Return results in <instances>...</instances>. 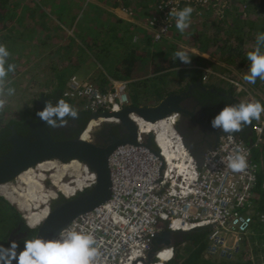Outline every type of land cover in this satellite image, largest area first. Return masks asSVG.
I'll list each match as a JSON object with an SVG mask.
<instances>
[{"label": "built area", "instance_id": "2783aa9c", "mask_svg": "<svg viewBox=\"0 0 264 264\" xmlns=\"http://www.w3.org/2000/svg\"><path fill=\"white\" fill-rule=\"evenodd\" d=\"M90 1L85 0L84 5ZM231 4L232 0H157L158 16L151 18L149 25L157 28V40L173 29L176 14L185 7L193 9L194 17L211 14L222 18ZM120 11L133 16L129 8L122 7ZM110 84L100 90L92 82L72 76L63 96L81 103L91 114L119 113L130 106L127 82L111 80ZM247 100L254 99L248 96ZM101 117L91 120H95L98 127L103 123L120 122L117 116L103 117L106 121ZM129 117L136 125L137 134L134 143L117 146L108 158L110 198L65 229L95 236L100 255L94 264H169L174 258L173 245L157 248L151 255L155 236L164 227L177 233L207 228L205 258L211 262L240 259L253 229L251 204L258 167L251 157L253 149L264 143V117L252 126L254 139L250 143L232 133L221 135L214 147L204 154L201 166L196 165L176 131L175 115L167 117L172 124L168 130L173 141L165 153L155 137V147L148 146L150 135L144 128L152 127L147 121L143 122L134 114ZM141 122L146 123L144 128ZM238 149L246 156L248 165L242 172L228 166L229 157ZM94 183L93 174L80 190ZM245 221H248L246 225ZM250 253L249 260L255 264L254 255Z\"/></svg>", "mask_w": 264, "mask_h": 264}, {"label": "trees", "instance_id": "16d2710c", "mask_svg": "<svg viewBox=\"0 0 264 264\" xmlns=\"http://www.w3.org/2000/svg\"><path fill=\"white\" fill-rule=\"evenodd\" d=\"M46 1L49 0H0V45H4L10 53L6 58L5 68L7 69L8 64L15 65V71L9 72L5 78V92L9 87L14 88L15 91H21L29 83L32 89L39 87L36 94L37 98L40 94H44L45 90H48L49 92L46 95L58 94L62 99L61 96L69 79L76 76L75 74L79 68L68 60V53H70V49L72 51L74 48L72 43L75 38H71L67 43L64 41L58 43V36L45 34V32L50 31L48 22L52 13L47 9ZM99 1L104 6L110 5L119 10L122 7L129 8L133 11V16H128L129 19L132 18V21H130L132 23H128L126 29L128 35H116L117 32L115 33L113 30L115 25H109L99 33L94 32L91 41L86 44L88 53L97 66L95 75L88 79L98 89L108 88L111 85V80L125 81L127 82L130 106L146 107L157 104L170 93L184 90L189 80L200 79L210 85V80L207 79L203 70L213 67V63L209 66L210 61L208 59L195 54L188 55V63L183 62L179 57L173 59L167 57L163 44H165V37L169 32L155 40V34L158 30L155 26L149 25V22L151 18L158 16L155 9L157 0H151L150 11L146 12V15L143 13L147 9H143L145 0H131L132 3L129 4L126 2L127 0ZM56 6H60V11L63 10L61 3L53 4L52 7ZM78 10L77 14L82 17L85 11L80 13V9ZM99 10L101 9L96 8V12L100 13ZM248 12L255 16L264 15V0H256L252 5L250 4ZM191 14H193V11ZM118 24H120L119 21L116 30L120 26ZM42 36L45 39L43 46L48 51L45 58H50L55 52L60 53L59 51H61L64 58L62 61L51 60L47 66H44L41 62L45 59L40 58V52L37 53V60L32 61V58H34L33 48L40 43H37V40ZM238 40L243 42V37H238ZM201 43L202 47L198 48L199 52L215 55V52L219 53L220 51L222 54L228 53V58H242L248 63H246L247 68H242L241 73L244 76L248 71L250 63L246 56L248 51H242L240 46L226 49L215 45L212 48V43L210 46L206 45V42L205 44L203 41ZM164 60L166 61L164 62ZM32 66H38L39 68L38 71H35L36 78L34 80L31 79L30 69H28ZM231 67L239 68L234 64ZM171 77L176 78L177 90H171L172 84L168 81V78ZM28 78L30 79L28 80ZM219 89L224 90L223 87ZM64 100L73 108L76 105L81 106V103L73 100L66 98ZM34 102L31 99L33 105ZM34 113L33 107L31 110L25 109L20 112L19 117L9 118V114L3 117L6 113L3 114L2 111L0 123L2 122V128L12 123L21 124L24 122L25 116L33 117ZM86 113L90 114L88 111ZM251 124L253 123L251 122ZM251 160L258 167L257 183L253 191L254 196L251 204L254 220L252 234L260 242L257 244L254 239L251 242L252 245L256 246L254 248L256 253V251L264 250V146L253 149ZM17 226L21 227L20 231H26L27 234L19 239H11L10 232ZM35 234L36 230L29 229L25 225L21 214L0 197V247L8 248L11 243L15 242L18 245L17 252L22 251L24 242L34 239ZM207 238V228L182 234L181 240L173 246L174 258L169 264H213L205 258ZM12 264H16V261H13ZM215 264H251V261L248 258L245 259L244 254L238 260L215 262Z\"/></svg>", "mask_w": 264, "mask_h": 264}, {"label": "water", "instance_id": "95a60500", "mask_svg": "<svg viewBox=\"0 0 264 264\" xmlns=\"http://www.w3.org/2000/svg\"><path fill=\"white\" fill-rule=\"evenodd\" d=\"M187 101L188 97L185 92H173L166 95L153 106H129L119 113H92L91 119H96L99 116H117L120 119V123L128 131L127 137L122 140L111 139L101 144L98 143L99 141H97L95 136L98 132L97 130L104 127L109 129L114 124L103 123L101 128H95L90 133V139L87 141L82 139V133L85 129L72 139L55 140L50 135L47 124L35 114L37 121L31 124V135L29 137H21L13 133L10 138V150L0 158V185L11 182L25 170L47 160L68 162L74 159L92 171L95 174V183L92 187L88 188L81 196L60 204L54 210H47L45 218L34 227V230H36L35 238L46 241L55 240L59 232L70 225L72 221L94 210L110 198L111 177L108 158L117 146L125 143H134L137 134L136 125L129 115L134 114L147 122H157L179 112H185L187 115L192 116L191 111L183 109L184 107L180 108V104L184 105ZM46 102H50V100L44 94H41L36 102L35 112L43 110ZM209 126L212 127L211 124ZM176 131L180 134L179 136L184 146L194 158L197 166L202 165L204 154L214 147L218 137L224 133L223 131L218 133L219 136L213 143H208L199 153H195L190 143L186 141L177 127ZM92 135L94 137L93 141L91 140ZM148 146L152 148L151 138H149ZM186 233L188 232H178V234ZM174 234H177V232L169 231L164 227V230L155 236V240L161 242L163 238L164 246H170L172 245L170 238ZM153 253L154 249L151 255Z\"/></svg>", "mask_w": 264, "mask_h": 264}, {"label": "clouds", "instance_id": "9594fccd", "mask_svg": "<svg viewBox=\"0 0 264 264\" xmlns=\"http://www.w3.org/2000/svg\"><path fill=\"white\" fill-rule=\"evenodd\" d=\"M192 11L191 7H185L176 14L178 17L176 28L181 32L188 26L187 21ZM261 42H264V33L257 35L256 45L246 53L250 66L248 74L244 75L243 79L251 84H255L258 77L264 80V53L259 47ZM9 55L6 47L0 45V95L4 92L5 78L8 73L15 71L14 64H8L7 69L5 68L6 58ZM175 55L183 62H189L185 52H176ZM14 93V88L9 87L7 89L9 96ZM5 103V99L0 98V110H3ZM262 113H264V105L259 101L241 102L237 106L224 107L210 123L214 129H221L224 133H234L242 130V124L249 125L252 120H259ZM36 115L51 127L65 125L67 123L66 117L78 118V112L64 99H59L56 106H53L51 102H46L43 110L38 111ZM228 166L236 172L244 171L248 167L246 156L241 154L238 149L229 157ZM47 210H49L48 206ZM22 219L24 221L26 218L22 217ZM247 223L248 221L244 222L245 225ZM25 225L29 229L36 227V224L28 225L27 222ZM96 244L97 240L92 233L65 229L60 233V238L57 240L46 241L40 238L26 240L23 250L19 252H17L18 245L15 242L11 243L8 248L0 247V264H12L13 261H16V264H94L100 255Z\"/></svg>", "mask_w": 264, "mask_h": 264}, {"label": "rangeland", "instance_id": "374dc122", "mask_svg": "<svg viewBox=\"0 0 264 264\" xmlns=\"http://www.w3.org/2000/svg\"><path fill=\"white\" fill-rule=\"evenodd\" d=\"M255 1L256 0H243L242 2H238V6L237 7H236V5L234 6V8L238 12L234 13V15H232V19H229L227 21L224 20L226 17L225 16L226 14L222 18H217L215 15H211L210 17H212L213 20H210L208 17H202V16L193 17L191 15V17H189L188 21H187V24H188L187 27H189V29L191 28L189 33L188 32L187 33L186 32H184V33L176 32V29H175L176 26H175L168 33V35L165 37V39L166 40L168 39L170 42V46L168 48H166V50H165V52L167 53V57L169 56L170 59L171 58L172 59L178 58V56H176L175 53L180 52V51L185 52L187 56L188 55H194L195 52L191 51V49L193 48V42H196V41L197 42L194 43L196 45H199V43H201L202 41H208V42H210V44L212 43L211 44L212 48L215 45L222 46L223 48H226V49L232 48V47L235 48L237 46H240L242 51H245V52L250 51L256 45V39L253 42L252 41L253 39L250 36H247L246 40L243 39V42H239L238 37H241L243 35V33L240 32V29H239L241 27V23H238V24L235 23L234 19H235V15H237V17L241 18L244 21V24L246 26L245 30H248V33H249V35L251 34V36L255 35L260 28L264 29V15L255 16L251 13L252 17H249V16H247L246 12L244 13L242 11V8H244L245 5H246L245 10H247L248 9L247 7L250 6L249 4L250 3L252 4ZM150 2H151V0H145L144 1L143 9L145 10L147 8L143 12L144 15H146V12L150 11V4H151ZM235 3H237V2H235ZM208 24H210V25H208ZM233 27L235 28L236 31L234 30ZM199 28H200V30H198ZM172 43H174V44H172ZM261 45H262V43H260V46ZM163 46H164V44H163ZM195 46H194V48H195ZM228 56H229L228 53L222 54L220 51H219V53L215 52V55H208L207 59L210 61L209 66H211L212 63L214 64V66L209 68V69H205L203 71L205 72L207 79L210 80V84H212L216 87H219V88H222L225 86H230V87L233 86L234 91L236 93L239 91L241 92L239 94H242L241 97L243 99V102H248V100H247L248 97L246 95L247 93L245 90L249 91V93H252L253 97L257 101H258L257 97H259L260 98L259 100L264 102V89L260 88V91L251 89V88H257V87H255V85H252L251 83H248L247 81H245L243 79V76L241 75L242 68H247L246 63H248V62L244 61L242 58L235 59V58H228ZM33 60H35V59H32V61ZM165 61L166 60H164V62ZM233 64L236 66H239V68L236 69V68L231 67V65H233ZM249 66H250V63H249ZM28 69H30L29 75H30L31 79L34 80L36 78V75H35L36 72L35 71H38V69H39L38 66H32V67H29ZM29 79L30 78H28V80ZM79 79L87 80V78L84 79L81 77H79ZM175 79L176 78H174V77L168 78V81L171 82V84H172V89H171L172 91L178 89V85H177L178 83ZM87 81H90V80H87ZM255 84L257 85L256 82H255ZM37 87L32 89L31 85L28 83V85L24 86L23 90L15 91V93L11 96H9L7 94V92L4 91L3 94L0 95V98L5 99L6 103H5L3 110H0V116L2 117V111H3V114L6 113V115L4 114L3 117H6L8 114H9V118L17 117V116L19 117L20 116L19 113L22 112L23 110L33 109L34 105H33V103H31V99L33 101L38 99L36 97L37 96L36 94L38 93L39 87L38 88ZM253 91L254 92L257 91V92L253 93ZM48 92H49L48 90H45L43 93L48 94ZM249 96H251V95H249ZM154 105H156V104H154ZM150 106H153V105H150ZM60 164H64V163L60 162ZM55 171H56L55 169H54V171L52 169L51 171L44 172L45 176H44V181L42 182L43 183L42 184L43 189L45 188L48 190L50 188H53L52 184H51L53 182L52 181L53 178L51 176L55 173ZM36 173L40 174L39 171H37ZM67 175L64 176L63 182L66 181L64 184H68L67 181H70V180L75 181V179H77L76 178L77 175H73V173L69 174V172H68ZM16 181H17V177L14 180H12L10 183H12L13 185L14 184L16 185V184H18V182H16ZM45 184H47L49 187L46 188ZM73 185H75V184H73ZM23 186L24 185H21V187H23ZM0 197L5 199L6 201L8 200L6 197H4L1 194H0ZM9 202L8 203L10 205H12L18 211V213H20L22 215L21 217L26 216V213L24 211L22 212V210H20L17 205H15L11 201H9ZM24 221L26 224L27 220L25 219ZM253 239H254L255 243H257V244L260 243L259 239L255 235H253L251 232L248 236V242L245 244V247L242 251V255L245 254V259H247V258L249 259L250 255H251L250 252H252V254L254 255V263L255 264H264V250H261L260 252L256 251V253H257L256 254L255 250H254V248L256 246L252 245L253 243H251L253 241ZM252 246H253V251H252ZM222 261H229V260H220L218 262H222ZM231 261H235V260H231ZM212 263L215 264V262H212Z\"/></svg>", "mask_w": 264, "mask_h": 264}, {"label": "flooded vegetation", "instance_id": "af4514ba", "mask_svg": "<svg viewBox=\"0 0 264 264\" xmlns=\"http://www.w3.org/2000/svg\"><path fill=\"white\" fill-rule=\"evenodd\" d=\"M179 92H185L188 97V101L184 103V105L180 104V108L184 107L183 109L191 111L192 116L189 114L187 115L185 112L177 113L175 115V129L177 127L186 141L190 143L194 152L199 153L208 143H213L214 140L219 136L218 133L222 131L221 129H214L209 126V124H211V120L215 117V115H217L224 107L237 106L241 103V101L237 99L233 94L221 92L219 87L211 84L208 85L200 79H196L194 81L189 80L185 89L182 91L180 90ZM44 96H46L50 100L53 106H56L58 100L60 99L58 94H44ZM61 98L65 99L63 95L61 96ZM38 99H36L34 102V111ZM74 108L78 112V118L72 119L71 117H66L65 119L67 120V123L63 126L51 127L47 125L50 135L53 139H72L78 136L87 127V125L91 121V114L88 115L81 106H74ZM35 114L36 112L34 113L33 117L25 116L24 122L21 124L12 123L2 128V122L0 123V158L10 150V138L13 133L21 137H29L31 135V124L37 121ZM53 119H55V117H53ZM57 123H59V121H57ZM112 124L114 125L109 129H106L104 127L97 130L98 132L95 136L97 138V141H99L98 143L101 144L111 139L122 140L127 137L128 131L122 123L119 122ZM102 125H100L99 127L96 126L95 128H101ZM252 126L253 124H242V130L232 134L237 136L243 142H247L251 139V137H253ZM93 138L94 137L92 135V141ZM71 181L72 184H76L73 180H70L67 183L71 184ZM45 187L47 188L49 186L45 184ZM75 187L78 188V185L76 184ZM53 190L57 191L56 189ZM78 190H75L74 193L70 196H65L64 193L57 191L55 198L49 200L47 206L50 210H54L60 204L70 199H75L86 192H79ZM20 229L21 227L17 226L14 230H12L10 232V238L19 239L27 234L26 231L23 232L20 231ZM181 236L182 234L178 233L172 235L170 240L173 246L181 240ZM161 247H164L163 238L161 239V242L156 241L153 246L154 250Z\"/></svg>", "mask_w": 264, "mask_h": 264}, {"label": "crops", "instance_id": "0c3cea01", "mask_svg": "<svg viewBox=\"0 0 264 264\" xmlns=\"http://www.w3.org/2000/svg\"><path fill=\"white\" fill-rule=\"evenodd\" d=\"M112 1H115V0H112ZM242 1L243 0H232L231 7L226 11V13H225L226 17L224 20L227 21L229 19H232V15H234V13L238 12L234 8V6L236 5V7H237L238 2H242ZM126 2L128 4L132 3L131 0H127ZM235 2H237V3H235ZM57 3H59V4L61 3V5H63L62 6L63 12L60 11V6L52 7L53 4H57ZM84 3H85V0H49V1H46L45 4L47 5V9L52 13L50 14L51 19L48 22V29L50 31L45 32V34L58 36V41H57L58 43L60 41H64L67 43V41L68 40L70 41L71 38H73V39L75 38L74 42L72 43L73 44L72 46L74 48L72 51L70 49V53H68V60H70L72 63H74L76 65V67L79 68L75 74L77 77H81L84 79L87 78V80H89L88 79L89 77H92L95 75L97 66H96L95 61L93 59H91L90 54L88 53L86 44L88 43V41H91L94 32L99 33L100 31L105 30L106 27H108L109 25L110 26L115 25L113 30L115 33L117 32L116 35H128L126 33V29H127L128 23L129 24L132 23V22H130V21H132V18L129 19L128 16H126L124 13H122L116 7L114 8V7H111L110 5H109L110 7L107 5L106 6L102 5L103 3L100 2L99 0H92L86 6L84 5ZM96 8L101 9V10H99L100 13L96 12ZM247 8H249V7H247ZM78 9H80V13H81V11H83V12L85 11L84 14L82 15V17H80V14H77V11H79ZM245 9H246V5L244 8H242V11L244 13L246 12L247 16L252 17V14H250L248 12V9L247 10H245ZM61 13H63V14H61ZM191 15L193 16V14H191ZM191 15H190V17H191ZM210 16H211V14L204 15V17H208L210 20H213V18ZM234 20H235V23H237V24L241 23V27L239 29H240V32H242L244 35V36L242 35L241 37H243V39H245V40L247 39V36H250L253 39L252 41L254 42L255 39L257 38L258 33H264V29L260 28L255 35L251 36V34L249 35L248 30H245L246 26L244 24V21L241 18H239V17H237V15H235ZM116 21H117V23H118V21L120 22V24H118L120 26H119V28H117V30H116V25H117ZM210 24H208V25H210ZM175 29H176V32H180V33H184V32L187 33L188 32L189 33L191 28L189 29V27H187L186 29L183 30V32H181L177 28H175ZM198 30H200V28ZM234 30H235V28H234ZM38 42H40V43L37 44V46L33 48L34 49L33 50L34 58H32V59L37 60V53H39V52L41 53L40 58L45 59L44 60L45 62L44 61L41 62L44 66H47L51 60L60 62L64 59L63 54H61V51H59L60 53L55 52V54L50 56V58L49 57L45 58L48 51L43 46L44 45L43 42H45V39L43 38V36L37 40V43ZM196 42H193V48L191 49V51L195 52L194 53L195 55H200V56L207 59L208 54H205L204 52H199V50H198L199 47H202V44L199 43V45H196V44H194ZM205 42H206V45L210 46V42L203 41L204 44H205ZM261 43H262V45L261 46L259 45V47H260L261 52L264 53V42H261ZM55 44H56V42H55ZM172 44H174V43H172ZM169 46H170V42L167 39L165 44H164V49L168 48ZM194 46H195V48H194ZM54 51H55V48H54ZM65 55H67V54H65ZM248 70H249V68H248ZM246 74H248V71L245 73V75ZM241 75L243 76L242 73H241ZM110 79H112V78H110ZM256 83H257V85L256 84H252V85H255V87H257V88H251V89L257 90V91H260V88L264 89V80H261L258 77L256 79ZM232 87L225 86V87H223L224 90H221V92L231 93L237 99H239L241 102H243V99L241 97L242 94H239L241 92L239 91L236 93L234 91V87L233 88ZM245 91L247 93L246 94L247 97L249 95H251L253 97L252 93H249V91H247V90H245ZM257 91H255V92H257ZM255 92L253 91V93H255ZM257 98H258V101L262 105H264V102L260 101L259 97H257ZM255 101H257V100L255 99ZM262 117H264V113L261 114V117L259 120H255V119L252 120L253 125L256 122L260 121ZM253 139H254V134L250 140L252 141ZM245 143H249V141H247ZM263 146H264V143L259 145V147H263Z\"/></svg>", "mask_w": 264, "mask_h": 264}, {"label": "bare ground", "instance_id": "6f19581e", "mask_svg": "<svg viewBox=\"0 0 264 264\" xmlns=\"http://www.w3.org/2000/svg\"><path fill=\"white\" fill-rule=\"evenodd\" d=\"M101 118L102 121H106V119H104L103 117ZM143 122H141V128L145 127L146 123ZM147 124L152 128H144V132L149 133L152 141V148L155 147L153 145V138L155 137V139H157V144L161 147V151H163L164 153L167 152L166 148L168 149L169 143L173 141V138L168 130L169 126L172 125L170 123V120L168 118H165L157 122H147ZM143 125L144 127H142ZM96 126V121L91 120L87 125L85 131L82 133V139L85 141L89 140L90 133L95 129ZM63 163L64 164H60V162H58L57 160L43 161L37 164L35 167L29 168L22 172L17 177L16 182H18V184L13 185L9 182L0 185V194L17 205L18 208L22 210V212L24 211L26 213L25 218L28 225L36 224L37 226L45 218L47 214V204L49 200L55 198L57 191L64 193L65 196H70L74 193L75 190H80L81 187H84L85 180H88L94 174L92 171H89L84 164H81L77 160L73 159L71 161ZM52 169L53 171L54 169L56 170L55 173L51 176L53 178V182L51 181L53 188H50L48 190L44 188V190L42 186V182L44 181L45 176L44 172L51 171ZM37 171H39L40 174L36 173ZM68 172L69 174L73 173V175H77V177L75 176L77 179H75L74 182L78 185V188H76L72 184V181V185L64 184L66 182H63L64 176H66ZM21 185L24 186L21 187ZM53 189H56L57 191Z\"/></svg>", "mask_w": 264, "mask_h": 264}]
</instances>
